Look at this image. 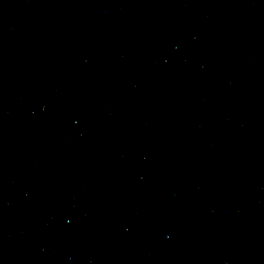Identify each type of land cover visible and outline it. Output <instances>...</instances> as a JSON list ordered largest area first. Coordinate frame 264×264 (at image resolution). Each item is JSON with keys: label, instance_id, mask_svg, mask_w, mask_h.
Returning a JSON list of instances; mask_svg holds the SVG:
<instances>
[{"label": "water", "instance_id": "obj_1", "mask_svg": "<svg viewBox=\"0 0 264 264\" xmlns=\"http://www.w3.org/2000/svg\"><path fill=\"white\" fill-rule=\"evenodd\" d=\"M264 220V0H0V264H161Z\"/></svg>", "mask_w": 264, "mask_h": 264}]
</instances>
